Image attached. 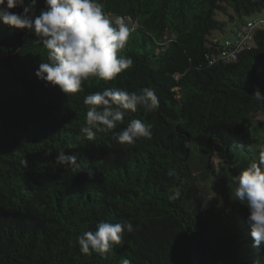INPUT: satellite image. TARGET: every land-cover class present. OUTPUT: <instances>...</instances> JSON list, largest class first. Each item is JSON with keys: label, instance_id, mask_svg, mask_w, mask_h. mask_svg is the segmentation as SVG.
Masks as SVG:
<instances>
[{"label": "trees", "instance_id": "16d2710c", "mask_svg": "<svg viewBox=\"0 0 264 264\" xmlns=\"http://www.w3.org/2000/svg\"><path fill=\"white\" fill-rule=\"evenodd\" d=\"M101 2L111 19L124 17L134 29L122 52L133 67L112 82L89 79L69 97L35 76L46 60L38 41L0 23V264H120L124 257L132 264H264L247 209L229 196L231 174L264 143V119H256L264 103L251 96L256 88L264 94V26L235 59L220 51L239 40L244 17L264 12V0ZM236 18L231 38H212ZM105 87L155 89L159 109H138L114 130L138 118L152 124L151 140L129 146L113 133L84 138L83 97ZM56 150L75 154L80 167L52 165ZM169 168L177 175H166ZM211 179L217 192L207 187ZM176 187L181 197L169 202ZM100 220H130L136 231L105 257L82 255L76 237Z\"/></svg>", "mask_w": 264, "mask_h": 264}, {"label": "clouds", "instance_id": "9594fccd", "mask_svg": "<svg viewBox=\"0 0 264 264\" xmlns=\"http://www.w3.org/2000/svg\"><path fill=\"white\" fill-rule=\"evenodd\" d=\"M43 6L37 11V6ZM0 23L12 30H22L32 36L46 50V60L35 69V76L45 87L58 88L66 96L83 91L89 79L105 83L115 81L119 74L133 67L130 56L122 54L134 31L124 17L111 19L101 0H0ZM256 102L264 103V94L256 88L251 95ZM85 117L79 132L88 141H94L98 133H113V139L121 145H135L137 141L151 140L153 126L138 118H125L143 110L151 113L159 109L160 99L155 89L144 87L139 92L120 87H105L83 97ZM252 151L251 149H248ZM48 149L45 156H51ZM56 167L79 168L77 156L56 150ZM254 158L246 162L237 173L231 174L230 200L247 209L245 222L249 226L252 246H264V143H257ZM22 163L27 165L26 160ZM235 167V166H234ZM92 179L91 167L84 168ZM221 167L215 172L221 177ZM166 175L174 177L177 172L169 168ZM181 197L178 187L167 194L169 202ZM136 227L130 220L110 222L100 220L94 230L81 232L75 244L82 255L96 253L102 257L119 246L124 233H133ZM264 259V256H262ZM120 264H132L122 258ZM253 264H259L254 261Z\"/></svg>", "mask_w": 264, "mask_h": 264}, {"label": "built area", "instance_id": "2783aa9c", "mask_svg": "<svg viewBox=\"0 0 264 264\" xmlns=\"http://www.w3.org/2000/svg\"><path fill=\"white\" fill-rule=\"evenodd\" d=\"M263 25L264 26V18H255L253 20H248L244 27L238 32L239 40L232 44L231 42H226V47L222 48L221 56L227 59H235L237 54L242 51L245 47H249L247 45L249 39L252 38L251 34L255 27Z\"/></svg>", "mask_w": 264, "mask_h": 264}, {"label": "rangeland", "instance_id": "374dc122", "mask_svg": "<svg viewBox=\"0 0 264 264\" xmlns=\"http://www.w3.org/2000/svg\"><path fill=\"white\" fill-rule=\"evenodd\" d=\"M231 11L234 14V12H233L232 9H231ZM263 15H264V12L255 13V14H252L251 16H249V17H244V19H251V18H254L256 16H263ZM236 19H237V21L236 20L229 21V23H228V25H227V27H226V29L224 31H221V30L215 31L213 33V35H212V38L214 40H216V41L218 40V41H221V42H223L227 38H231L233 36L232 29H234V27H235V25L237 23L241 22V19H238V18H236ZM256 119L257 120L264 119V114L263 113L258 114L257 117H256ZM207 187H209V188L212 187V189L217 192V188L218 187H217L215 181H213L212 179L210 180V183H209V185H207ZM215 195H216V193L212 194V196H211L213 198V200H215L214 197H213ZM224 219H227L228 220V218H224ZM252 253L254 254V252H252ZM206 264H213V263L207 262Z\"/></svg>", "mask_w": 264, "mask_h": 264}]
</instances>
